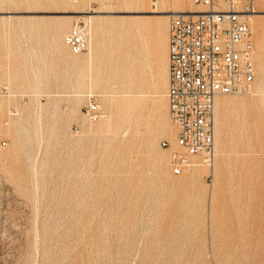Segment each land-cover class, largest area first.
I'll return each mask as SVG.
<instances>
[{
  "label": "rangeland",
  "instance_id": "obj_1",
  "mask_svg": "<svg viewBox=\"0 0 264 264\" xmlns=\"http://www.w3.org/2000/svg\"><path fill=\"white\" fill-rule=\"evenodd\" d=\"M255 7L253 92L220 95L212 166L178 174L162 145L175 132L167 15L202 5L0 0V264H264ZM78 24L90 43L74 53Z\"/></svg>",
  "mask_w": 264,
  "mask_h": 264
},
{
  "label": "built area",
  "instance_id": "obj_2",
  "mask_svg": "<svg viewBox=\"0 0 264 264\" xmlns=\"http://www.w3.org/2000/svg\"><path fill=\"white\" fill-rule=\"evenodd\" d=\"M201 13H174L168 25V105L174 127L170 149L175 173L189 171L197 161L211 166L216 153L215 105L220 95L253 92L256 79L255 0H196ZM82 25L65 36L74 53L88 48ZM98 105L89 112L97 116Z\"/></svg>",
  "mask_w": 264,
  "mask_h": 264
},
{
  "label": "bare ground",
  "instance_id": "obj_3",
  "mask_svg": "<svg viewBox=\"0 0 264 264\" xmlns=\"http://www.w3.org/2000/svg\"><path fill=\"white\" fill-rule=\"evenodd\" d=\"M260 1H264V0H260ZM87 12H88V11H87ZM155 12H158V11H155ZM187 12H188V11H171V12H169V14H168L167 16L170 17V16L173 15L174 13H187ZM201 12H204L203 9H200L199 11H193V13H196V14H197V13H201ZM259 12H261V11L257 10L256 13L253 14V15L251 16V18L256 17V15H257ZM85 17L91 18L92 16L89 15V16H85ZM251 20H252V19H251ZM78 25H79V24H78ZM74 27H75V26H74ZM74 27H73V28H74ZM73 28H72V29H73ZM72 29H71V30H72ZM71 30H70V31H71ZM70 31H69V32H70ZM69 32H68V33H69ZM68 33H67V34H68ZM67 34H66V35H67ZM87 37H88V36H87ZM64 39H65V38H64ZM88 40H89V37H88ZM89 43H90V41H89ZM88 47H89V45H88ZM87 49H88V48H87ZM87 49H86V50H87ZM83 52H84V51H83ZM168 59H169V58H168ZM219 97H220V96L217 97L216 104H218V103L220 102V98H219ZM215 108H216V105H215ZM215 110H216V109H215ZM214 121H215V119H214ZM172 141H173V140H172ZM215 155H216V153H215ZM214 159H215V157H214ZM211 166H212V165H211Z\"/></svg>",
  "mask_w": 264,
  "mask_h": 264
},
{
  "label": "crops",
  "instance_id": "obj_4",
  "mask_svg": "<svg viewBox=\"0 0 264 264\" xmlns=\"http://www.w3.org/2000/svg\"><path fill=\"white\" fill-rule=\"evenodd\" d=\"M168 62H169V59H168Z\"/></svg>",
  "mask_w": 264,
  "mask_h": 264
}]
</instances>
